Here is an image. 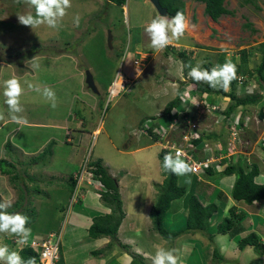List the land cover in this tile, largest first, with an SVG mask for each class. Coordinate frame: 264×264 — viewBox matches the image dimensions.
<instances>
[{
	"label": "rangeland",
	"instance_id": "obj_1",
	"mask_svg": "<svg viewBox=\"0 0 264 264\" xmlns=\"http://www.w3.org/2000/svg\"><path fill=\"white\" fill-rule=\"evenodd\" d=\"M71 4V8L67 10V15L58 28H49L42 25L33 30L31 27L21 25L18 22L17 15L28 11L34 13V9L24 3V0H0V81L13 75L20 78L24 88L20 98L24 111L19 115L26 119V123L23 124L11 121L8 107L4 103L3 89L0 87V113L4 114V119L0 120V160L6 159L16 164H19V161L25 162L22 164L23 167L26 165L32 168L30 175H35L37 181H31V183L27 180L25 184L29 186L25 185L24 187H27L31 193H36L34 189H37L39 183L43 191L39 187L41 191L35 195H31L29 192L30 197H33L26 201L31 204H23L24 206L32 205L30 207L36 208L39 215L38 222L43 220L41 222L45 225L44 227L48 226L45 221L50 219L52 221L49 224L51 228H61L67 208L74 209L77 207L76 203L73 206L69 205L70 194L66 184L57 189L58 182L66 181L69 174L77 169L79 163L85 159L89 161L100 158L116 179L127 173L125 178L128 180L129 189H126L127 192L124 193L126 195L124 198L125 208L128 211L130 209L135 210L140 204L137 205V194L140 193L143 196L145 192L143 191L144 186L139 185L142 176L136 175L145 174L150 176L153 171H157V174L162 176V166L159 156L156 154L159 148L157 146L145 147L151 145L153 141L143 137L146 133L142 129L143 125L140 126V124L146 122L147 120H142L147 117L160 115L165 105L177 95L180 84L188 86V81H182L184 78L183 69L186 63L184 64L176 55H172L171 59L165 62L164 58L166 57L161 54L162 62L157 63V66L148 68L139 77L141 69L138 68L146 67L147 60L151 55L148 54L141 59H137L140 63L136 76H134V79L133 76H128L125 90L117 95L110 96V86L107 85H109L115 73L119 72V66L129 68L131 64L128 63V60H125V53H128L131 48L129 41L131 42L134 37L129 40L130 34L133 33L129 32L127 16L125 12H122L120 5L107 6L108 10L104 16L103 9L105 5L98 7L96 3L94 5L88 0H71ZM201 4L202 2L195 3L194 0L190 3V5H195L193 10L195 7L199 9ZM256 4L259 8L252 4L242 5L238 0H225V6L234 10V15H222L213 23L214 27L210 26L211 19L209 20L208 16L203 14L202 26H200L202 27L203 37L209 38V40H212V38H216V41L219 40L218 45L221 52L212 53L214 55L209 54L208 56L213 59L207 62L202 52H199L195 58L191 57L187 60L188 64L192 65L196 64L194 60L211 62L212 67L217 64L218 58L222 59L226 56L225 61L230 60L234 63L237 71H240L237 77L238 75L242 76L244 80L241 84L237 81L235 83V90L238 95L245 93L262 94L264 92V80L257 77L258 73L256 72V68L260 63V54L255 51L257 44L264 40V0H257ZM145 8L142 7L141 11L147 15ZM138 9L140 10V5H138ZM198 14L200 15L199 11ZM76 16L80 17L79 26L74 23ZM99 19H102L101 30L98 28L99 23L97 21H100ZM245 19L252 23V28L255 31L243 28ZM191 23L192 25L196 24L195 18L191 20ZM86 24H88L87 28ZM103 26L108 27L106 31H103ZM95 27L100 32L94 31ZM108 31H110L111 36L114 33L117 36L116 39L120 42V44H116V42L112 44L111 41V50L107 44ZM57 38L60 39L56 41ZM101 42H103L102 46ZM140 47L142 48V46ZM244 48L253 49L250 57L245 61L240 60L239 57L241 49ZM224 52L230 55L227 56ZM80 60L84 62L83 65L80 64ZM32 63L38 64L39 67L34 70L30 67ZM86 69L93 73V80L97 84L98 93H94L85 83L84 71ZM262 75H264V70ZM168 77L170 79L176 77L178 84H173L171 80H168ZM29 84L51 87L56 94V107L53 108L51 102H46L45 99L41 98L40 93L29 88ZM182 88L185 89V87ZM191 93L193 94V92ZM206 95V93H203V97H206ZM210 99L213 98L210 96ZM263 102L264 100L257 104ZM24 104H27L26 108ZM33 107L36 109H33ZM191 107L178 106V110L176 108L175 110L179 113L183 110L192 112L193 108ZM251 113L252 117L258 114L257 111ZM46 117L54 118L56 121H60L61 124L63 122L69 124L70 121L71 123L70 126L65 127L67 128L66 132L62 128H54L51 132L50 129L38 125L32 126L28 123V121L36 119L44 120ZM75 118L76 120H73ZM79 118H81L83 125L87 126L86 130L91 133L90 135L85 134L82 139V134L78 132L75 124L79 121ZM206 120L204 119V121ZM152 121L153 123L156 121L164 123L165 117H158ZM203 122L201 125L199 124L201 128H203ZM183 127L184 122L178 117V124L174 126L175 131H179L178 135L184 131L182 130ZM97 128L99 129L97 133L91 132ZM254 132L255 136L252 137L254 142L252 143L256 145L255 149H262L264 134L259 132L257 135L256 129ZM49 134L56 138L51 139L53 142H51L50 149H52L53 156L42 158L41 155L38 159L35 156L43 150L39 149V146L43 142L45 143ZM10 136L14 141H10ZM87 136L88 139L86 140ZM225 140L226 138H223L220 141L223 143ZM5 141L10 142V149H7L9 146L7 148L3 147ZM251 144L240 142V152L247 151V146L250 151L251 147H254ZM35 150L37 151L34 152ZM28 151V155H25L24 153ZM43 162L46 165H43ZM249 163L253 165V163ZM3 166L4 168L7 167L4 163ZM19 174H23V172H19ZM159 178L157 179L159 180ZM218 178L217 176L211 178L214 185H216ZM192 180L193 177L190 174L178 176V182L182 185H190ZM4 181L6 180L4 179ZM156 190L158 193V187ZM156 197L157 194H153V203ZM182 200L183 198L177 201L174 200V203L171 204V210L173 205L175 208L180 209L181 206L178 207L177 204ZM83 204L81 203L79 207L84 206ZM61 205L64 206L62 213L59 212ZM179 214L176 222L171 224L172 221L168 225L171 231L178 232L183 227V210ZM220 220H222V217ZM151 234L155 235L154 232ZM143 236L144 233L139 234L140 238ZM156 236L161 238L159 233ZM4 238H6L4 233H0V243L3 242ZM10 238L11 236L8 238L9 241ZM34 239L37 238L27 241ZM166 240L164 246L167 248H171L172 243L176 244V241H173L172 238ZM256 250L257 260L252 261V256L243 255L246 264H259L258 261L262 262L260 259L262 250L259 248H256ZM219 261L220 258L212 260L215 264ZM135 264L148 263L138 257Z\"/></svg>",
	"mask_w": 264,
	"mask_h": 264
},
{
	"label": "crops",
	"instance_id": "obj_2",
	"mask_svg": "<svg viewBox=\"0 0 264 264\" xmlns=\"http://www.w3.org/2000/svg\"><path fill=\"white\" fill-rule=\"evenodd\" d=\"M92 4L95 5V3L101 7L105 5L104 16L107 13V6H113L117 5L113 1L108 0H88ZM191 1L193 0H164V2L168 3L172 8H181L185 12V17L189 22V26L185 31V34L179 39V40H172V42L167 46L168 49L164 48L162 50H154L150 46V38L147 35V33L144 31L146 24L150 21L151 18H154L157 15H160L155 7L152 5V3L149 0H126L124 5H120L122 12H125L129 24V32L133 33L130 34L129 40L132 38V41H129L130 49L128 52V56L130 59L128 60V63H131L129 68L125 67L123 68L122 65L119 66V72L125 74V76H133V79L135 78L137 73V66L134 63L136 59H141L142 57H145V55L151 54L149 56V59L147 60L146 67H139L140 70L139 77L143 75L144 72L147 71V69L152 68L154 66H157V63L162 62L163 58L161 56L164 55L166 58H164L165 62L167 60L171 59L172 55H176L184 64L186 63L188 65L187 60L191 57H196L199 52H202L204 55V58L206 62L210 59L209 54L221 52L219 49V40L212 38V40H209V38L203 37L202 32V17L204 14V2L194 0L195 3H200L201 7L198 9V7L190 5ZM138 5H140V10L138 9ZM150 5V6H148ZM146 7L145 11H147V15L142 13L141 8ZM91 10V9H90ZM102 10V9H101ZM100 10V12H101ZM198 11L200 12V15L198 14ZM96 13V12H95ZM101 18V17H100ZM195 18L196 24L192 25L191 20ZM209 20L211 19L208 16ZM80 20V17H79ZM100 21H97L99 23V30H101V21L102 19H99ZM131 20V21H130ZM210 22V26L214 27L213 21ZM89 22V21H88ZM87 23V21H86ZM131 23V28H130ZM88 24H86L87 28ZM97 27H95L94 31L100 32ZM108 27L103 26V31H106ZM117 36L112 33L111 41L112 44L116 42V44H120V42L116 39ZM60 38H57L56 41H58ZM103 42H101L102 46ZM142 46V48L140 47ZM110 50L112 49L109 47ZM144 48H149L146 49ZM151 50V51H150ZM164 50V54H163ZM179 51H183L184 54L189 56L187 59L183 60L178 55ZM224 51V50H223ZM225 53V52H224ZM226 54V53H225ZM214 55V54H212ZM227 56L230 54L227 53ZM80 59V57H78ZM226 58V56H225ZM224 58V61H225ZM162 59V60H161ZM217 59V64H218ZM213 61V60H212ZM194 62L197 63L196 60ZM204 62V63H206ZM84 64V62H82ZM191 63V62H190ZM81 64V65H83ZM192 65V64H191ZM186 69V73H185ZM189 70V69H188ZM136 71V72H135ZM184 78L182 79L183 82L188 81V85L191 87V92H193L194 84L189 81V77L187 76V67L184 66ZM91 72V71H90ZM240 71H237V74ZM92 73V72H91ZM139 73V72H138ZM93 75V73H92ZM176 77L169 78L168 80H171L173 84H178ZM188 79V80H187ZM85 81V79H84ZM95 83V81H94ZM96 88L97 84L95 83ZM108 86V85H107ZM106 86V87H107ZM187 87L185 84H180V88L178 89V93L181 92L184 88ZM207 94V93H206ZM207 99L210 100V96L214 99L213 102H218L220 107L222 109L226 108V105L228 104V98L223 97L221 95H209L207 94ZM41 98L44 99V97L41 95ZM57 100V98H56ZM50 104V103H48ZM27 104H24V107L26 108ZM166 106V105H165ZM32 107V106H31ZM28 108V107H27ZM33 109H36L33 107ZM256 109V110H255ZM31 110V109H30ZM252 111H257L258 113H262L263 116H258L257 119H254L252 117ZM247 115L251 118V121L249 122V126L245 127L241 133V143L244 144H251L254 142V131L256 129L257 135L258 133L264 134V102L262 104H253V105H247L246 107H237L236 110L231 114V117L234 118L235 115L241 114ZM234 115V116H233ZM258 115V114H257ZM76 117V116H75ZM206 121L203 122V129L209 128L212 131H215L217 138H215V142L220 140H223V138L228 137L227 130L225 129L224 122L218 121L216 122L214 118L210 116H206ZM73 120H76L73 119ZM30 125H38L41 127H44L46 129H50L52 132L54 128H62L65 132L67 131L66 126H70V123L67 124L66 122H63L62 125L60 121H56L54 118H45L43 119H36L28 121ZM77 125L78 132H81V139L83 136L90 135L86 130L87 126L83 125V122L81 121V118H79V121L75 123ZM69 129V128H68ZM89 130V129H88ZM98 128L91 131L92 133H97ZM149 139H151L153 142L151 145H146V148L157 146L159 149L156 151V154H158L160 147L158 145L157 139H153L149 134H144ZM12 136V135H11ZM10 136V138H11ZM55 137L52 134H49L46 138L45 143L43 142L42 145L39 146V149H43L45 146H47L49 143L53 142L51 139H54ZM56 139V138H55ZM88 139V136L86 140ZM226 140L223 142V144L226 142ZM11 142L14 141L13 138L10 140ZM85 141V139H84ZM6 142V141H5ZM7 143V142H6ZM6 143L3 147H6ZM222 143V142H221ZM254 147H251L250 151L244 150L242 154H235L232 157H230V162L234 164H240L241 167L244 169H248L252 164L249 162L257 165L259 169L258 175L255 177V182L257 183H263L264 182V147L262 149H255L256 145L252 143ZM112 146L114 147L113 143ZM140 149V147H138ZM138 149V150H139ZM257 150V151H256ZM260 150V151H259ZM35 150L34 152H36ZM29 151L24 153L25 155H28ZM100 159V158H99ZM10 161V160H8ZM12 162V161H10ZM15 165V170L18 172H23V174H30L32 172V168L29 166L24 165L25 162H20L19 164H16L15 162H12ZM104 166H106L103 163ZM107 168V166H106ZM25 169V170H24ZM160 169V168H159ZM76 170L72 171L69 175L73 174ZM160 171V170H158ZM5 172V171H4ZM110 175H114L112 172H110ZM191 175V177L194 178V176L191 173H188ZM4 175V176H3ZM125 175L127 173L123 174V176L117 178V184L119 188V194L122 200V206L124 211V217L121 221L120 226L118 227L117 234H116V241H113L109 236H98V237H90L89 236V227L93 223V219L96 216L100 215H106L110 213V208L103 203V199L101 198V190L99 189V186H86L83 185L81 187V195L79 196L78 200L72 204V206L76 203V208H67V211L64 214V220L60 227L53 228L55 232H60V238H59V260L58 264H130L132 257H139L147 261L148 264H151V261L144 258V253H152L154 254V248L153 245L160 244L165 245L167 240L166 238L162 237L158 238L159 236H156L158 232L152 229V222L150 218V210L153 204L152 196L153 194H157V185L162 182L163 175L157 174V171H153V173L150 176H147L145 174H140L136 176H142L139 180V185L144 186L143 191L144 194L141 196V194H137L138 196V202L137 207L133 211L130 209L129 211L125 208V196L124 193H126V189L128 190V180L125 178ZM161 176V177H160ZM185 176V175H184ZM27 176H25L24 179H26ZM160 177V178H159ZM159 178V180L157 179ZM4 179L6 181H4ZM184 181V180H183ZM199 181V180H198ZM201 182H204L205 184H198L195 183L197 190L199 189L200 197L203 198L205 201L206 199L212 198V201L215 202V204L218 205L219 209H217V212L213 214V216L210 219V227L209 229L205 231H188V232H181L176 235L175 237H172L173 241H176L175 243H172L171 248L177 250V255L179 256L180 264H215L212 262L214 258H220L219 263L216 264H246L243 255L248 254L249 256H252V261L254 259L257 260V253L256 248L248 245L244 248H239L238 246V240L250 233H255L258 237V242L261 243V256L260 259L262 262L258 261L259 264H264V199H257L250 203L244 202L242 200H235L230 196V189L232 186V183L234 181V175H224L219 177L218 181L216 182L218 184L219 190L222 192L220 195V198L216 194V190H214V187L216 185L213 184L212 180L204 175V178L200 180ZM6 182V184H5ZM136 182V181H134ZM194 183V180L189 184H184L186 187H191V185ZM63 184H66V181L64 182H58V188H61ZM134 185V183H133ZM132 185V186H133ZM198 185V187H197ZM21 179H19L16 183L12 182L9 179V175L3 173L0 168V200H11V209H7L8 212L12 210V205L18 198L19 194V187H21ZM29 186V185H27ZM133 188V187H132ZM29 191V190H28ZM30 192V191H29ZM36 192V190H35ZM138 192V191H137ZM31 193V192H30ZM197 193V192H196ZM36 193H31V195H35ZM203 194V195H202ZM205 196V197H204ZM31 196L30 198H32ZM27 197L25 198L24 203L27 204L26 201ZM179 200V199H178ZM40 201V200H39ZM142 201V202H141ZM177 201V200H176ZM207 201V200H206ZM81 203H84L82 207H79ZM174 203V202H173ZM88 207H87V206ZM177 206H181L180 209L175 208V206H172L169 209V211L166 214L165 223L168 226L170 222L171 224H174L176 222V219L180 215L179 212L183 210L184 215L183 218L185 219L187 210L185 209L183 200L177 204ZM68 207V205H67ZM234 207L235 214L239 215L238 220H236V232L235 234L231 233H217L215 228L216 226L226 217L228 216L229 209ZM171 210V211H170ZM25 212V210H22ZM133 211V212H132ZM13 212H21L20 208L18 210L12 211ZM63 212V211H62ZM61 212V213H62ZM28 213V212H27ZM130 215V216H129ZM215 217V218H214ZM222 217V220H220ZM214 219V220H213ZM169 229V226H168ZM52 230V229H50ZM170 230V229H169ZM154 232L155 235H152L151 233ZM140 233H144V236L142 238L139 237ZM212 235L213 238H210L209 235ZM7 235V236H6ZM45 233L39 231H32L29 239L32 238H40L43 237ZM8 234H4L3 242L0 243V245H7L10 251H18L17 247L14 245V243L10 240L9 241ZM158 238V239H156ZM171 239V238H168ZM14 245V246H13ZM110 245V246H109ZM95 252H99L98 254ZM216 252V253H215ZM256 254V255H255ZM0 264H3L2 261H0Z\"/></svg>",
	"mask_w": 264,
	"mask_h": 264
},
{
	"label": "trees",
	"instance_id": "obj_3",
	"mask_svg": "<svg viewBox=\"0 0 264 264\" xmlns=\"http://www.w3.org/2000/svg\"><path fill=\"white\" fill-rule=\"evenodd\" d=\"M113 1L117 5H124L126 0H108ZM204 2V14L209 16L213 21H217L222 15H234V10L228 9L225 6V0H198ZM240 4H252L255 7L259 6L256 4L257 0H238ZM161 5L167 9V16L169 18L173 17L177 11L185 12L181 8H172L168 3L164 2V0H159ZM243 28H249L251 31H255L254 28H252V23L248 21V19H245V22L243 23ZM169 47H166L168 49ZM255 51L260 54V63L258 67L256 68L257 77L264 80V75H262V71L264 70V40L259 42L257 44V47L255 48ZM253 52V49H241L239 53L240 60L243 61L247 60L251 53ZM178 55L181 57V59L185 60L189 56L186 57L183 51H179ZM224 58L218 60V64H223ZM187 65V64H186ZM202 67L205 68H211V62L203 63ZM188 71V68H187ZM186 73V69H185ZM113 78V77H112ZM190 83L192 82L195 85V91H193V94L195 96H199L202 93H207L209 95H221L223 97L228 98V104L226 105V108L223 112V120H226V118L231 117V114L234 112V110L237 109V107H246L247 105H253L257 104L260 101L264 100V92L262 94L257 93H245L243 95H238L235 90V83L236 79L231 82L230 89L228 91H223L220 89H212L205 83H196L193 80L189 78ZM244 82V81H243ZM213 99H210L212 101ZM214 101V100H213ZM212 101V102H213ZM183 103L181 99L180 92L177 94L174 98H172L165 106L164 110L160 115L157 116H150L147 117L144 120H155L158 117H165V122H171L174 117H178V113L176 112L175 108L179 104ZM185 103H188V101H185ZM234 116V115H233ZM258 116L262 117L263 114L260 112L258 113ZM181 118V116H179ZM141 121V122H142ZM140 122V123H141ZM181 124V121L179 122ZM143 124V123H142ZM140 124V126L142 125ZM157 121L153 124V126L148 130V133L153 139H157L159 136L155 131V127L158 126ZM183 126V124H182ZM185 127V126H184ZM183 127V128H184ZM215 131L212 132H200L199 139H195L194 142L198 143L199 141L206 140L209 143H215L216 136ZM217 142V141H216ZM52 143H49L47 146L43 148L41 153L36 155L38 159L42 155V158L45 156L51 157L53 156L52 149H50V145ZM6 148L9 146L10 149L11 145L10 142L7 141ZM264 147V146H262ZM264 149V148H263ZM168 152L166 150H159L158 156L160 159V164L162 166L163 164V157ZM2 162V164H1ZM3 163L6 164V168H4ZM43 165H46L45 162L42 163ZM80 163L78 165V168L75 169L76 171L79 169ZM88 167L90 170L94 173L96 178L100 181L102 184L103 189L101 190V198L103 199V203L107 205L110 208V213L106 215H100L96 216L93 219V223L89 227V236L90 237H98V236H109L113 241H116V234L119 227L120 222L122 221L124 217V211L122 206V200L119 194V188L117 184V179L110 175L108 172V169L106 166L103 165L101 159H93L88 161ZM0 168L1 171L7 175H9V179L14 183H16L19 179H21L22 186L19 187V194L18 198L12 205V211L21 209L20 213H23L29 217V223L28 227L31 228L32 231H41L45 235L50 231H55L53 228L50 227L49 224L52 223L50 219H48L46 224H48L47 227H44L43 223L40 220L38 222V214L35 207L24 206L25 198H30L29 195V189L27 187H24L27 182H33L37 181L35 175H30L28 173L26 174H19L18 171L15 170V165L6 160L1 159L0 160ZM5 171V172H4ZM259 169L257 165L253 164L250 169L245 170L243 167L240 166V164H234L229 163L226 164L225 160H222L219 163V166L217 169H215L213 166H208L204 168L202 174L200 177H198L196 174H192L194 176L193 180L194 183L191 185V187H186L185 185L179 184L178 182V175L172 174L170 172H167L162 167V175L163 180L161 183L157 185L158 187V193L156 200L152 204L151 210H150V218L152 222V229L158 232L162 237L168 239L175 237L181 232H188V231H205L209 229L210 227V219L213 216L214 213L217 212V209H219L218 205L215 204L214 201H212V198L203 200L202 197H200L199 189L197 190L195 183L198 184H205L204 182H201L205 176H208L210 179L214 176L221 177L224 175H234V181L232 183L231 189H230V196L235 200H242L244 202L250 203L257 199H264V182L263 183H257L255 182V177L258 175ZM26 177V179H24ZM219 179V178H218ZM217 179V181H218ZM199 180V181H198ZM216 181V182H217ZM31 182V183H32ZM76 180L73 178V174L69 175L66 179V186L69 190V194L75 187ZM43 191L42 187L38 183V187L36 190L37 192H40V188ZM198 187V185H197ZM29 190V191H28ZM214 190H216V194L220 198V195L222 192L218 188V184L216 183V186L214 187ZM197 192V193H196ZM203 195V194H202ZM205 197V196H204ZM183 198L184 207L187 210L186 217L184 219L183 227L180 231H171L168 229V226L165 223L166 214L171 208V204L174 200H178ZM29 203V202H28ZM31 204V203H29ZM22 210H25L22 211ZM64 210V206H60L59 212H62ZM235 208L232 207L229 209L228 216H226L215 228L217 233H231L235 234L236 232V220H238L239 215H236L234 212ZM28 212V213H27ZM52 229V230H50ZM44 235V236H45ZM210 238H213V236L210 234ZM12 238V236H11ZM30 240V239H29ZM251 245L255 248H262L261 243L258 242V237L255 233H250L238 240V246L239 248H244L245 246ZM110 246V245H109ZM21 257H23L25 260H27L30 257H35L36 264L38 263L39 253L38 250L35 248H32L30 246H23L18 250ZM98 254L99 252H95V254ZM216 253V252H215ZM138 257H132V260L130 264H135V260Z\"/></svg>",
	"mask_w": 264,
	"mask_h": 264
},
{
	"label": "clouds",
	"instance_id": "obj_4",
	"mask_svg": "<svg viewBox=\"0 0 264 264\" xmlns=\"http://www.w3.org/2000/svg\"><path fill=\"white\" fill-rule=\"evenodd\" d=\"M24 3L34 9V13L33 11H28L24 14H18V22L23 26L31 27L33 30L42 25L49 28H58L63 18L67 15V10L72 6L71 0H24ZM74 23L79 26L78 16L74 18ZM188 26L189 22L184 13L177 11L171 18L161 14L151 18L146 24L144 31L150 38L151 48L162 50L172 40H179L185 34ZM125 57V60L130 59L127 52ZM203 63L204 61H197L195 65H186L189 69L187 76L196 83L207 84L212 89L228 91L231 82L237 78L236 65L230 60H226L223 64H215L209 69L202 67ZM30 67L35 70L39 65L32 63ZM0 87L3 89L2 95L4 103L8 107L11 121L17 124L26 123V119L19 115L24 111L20 99L24 88L20 78L15 75L10 76L0 81ZM28 87L40 93L46 102H51L53 108L56 107V94L51 87H41L33 84H29ZM192 91H195V87ZM3 119L4 114L0 113V120ZM162 167L165 171L178 176L187 175L195 171L185 159H182L180 150H176L175 156L171 153L165 154ZM11 204V200H0V233L18 237V243H25L32 232L31 228L27 226L29 217L20 212H8L7 209L11 207ZM153 248L154 254H143L145 259L151 261V264H180L176 249L167 248L160 244L153 245ZM0 261L3 264H36L35 257L25 260L18 251H10L7 245H0Z\"/></svg>",
	"mask_w": 264,
	"mask_h": 264
},
{
	"label": "built area",
	"instance_id": "obj_5",
	"mask_svg": "<svg viewBox=\"0 0 264 264\" xmlns=\"http://www.w3.org/2000/svg\"><path fill=\"white\" fill-rule=\"evenodd\" d=\"M137 68L139 67V60H135ZM136 72V71H135ZM129 78L125 74L116 72L113 76L109 86L110 96L119 94V92L125 90L126 88V79ZM236 81L241 84L244 80L242 76L236 78ZM128 84V83H127ZM125 86V87H124ZM191 86L188 85L185 89L181 91V99L183 103L178 106H187L193 108L192 112L180 111L177 112L181 116V120L184 122V130L180 135L175 131L174 126L178 124V117H174L171 122H158V126L155 127V131L158 134L157 142L160 147V150H166L168 153H171L175 156L176 150H180L182 153V159H185L195 171L190 172L196 174L198 177L201 176L204 168L208 166H213L215 169L218 168L219 163L222 160H225L226 164L231 163L230 157L237 154H242L239 150V145L241 142V133L243 129L249 126L251 118L247 115L237 114L233 117H227L224 120V126L227 130L228 137L225 144L217 141L215 143H209L206 140H201L198 143H195V139H199L200 132H212L209 128H201L199 124L204 121L206 116H210L215 119L216 122L223 120V112L218 102H211L207 100V96L203 97V93L199 96L191 93ZM185 101L188 103L185 104ZM176 106V110H178ZM186 108V107H185ZM180 118V117H179ZM258 118V115L255 116V119ZM150 121L151 123H149ZM148 122V123H147ZM153 121L147 120L142 125V129L146 134L148 130L153 126ZM73 178L76 180L75 187L70 193V202L69 205H72L76 202L81 195V187L86 184V186H99V189L102 190V184L96 178L94 173L88 167V160L85 159L80 162V167L77 171L73 173ZM59 238L60 232L51 231L48 232L45 236L27 241L25 243H18L19 238L13 236L11 238L14 245L18 248L23 246H30L38 250L39 258L37 264H58L59 260Z\"/></svg>",
	"mask_w": 264,
	"mask_h": 264
},
{
	"label": "water",
	"instance_id": "obj_6",
	"mask_svg": "<svg viewBox=\"0 0 264 264\" xmlns=\"http://www.w3.org/2000/svg\"><path fill=\"white\" fill-rule=\"evenodd\" d=\"M149 1L152 3V5L155 7V9L157 10V12L159 14H161V15H166L167 14V9L161 5L159 0H149ZM107 44H108V47H111V34H110V31H108ZM80 64H83L82 61L80 62ZM84 75H85V83L87 84V86L94 93H98V90H97L96 85H95L94 80H93V75L90 72V70L86 69L84 71Z\"/></svg>",
	"mask_w": 264,
	"mask_h": 264
}]
</instances>
